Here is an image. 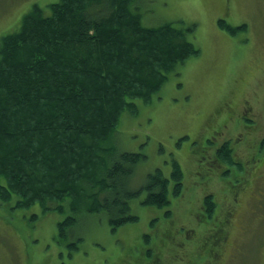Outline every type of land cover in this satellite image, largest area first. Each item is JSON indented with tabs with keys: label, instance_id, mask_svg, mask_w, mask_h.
Listing matches in <instances>:
<instances>
[{
	"label": "rangeland",
	"instance_id": "obj_1",
	"mask_svg": "<svg viewBox=\"0 0 264 264\" xmlns=\"http://www.w3.org/2000/svg\"><path fill=\"white\" fill-rule=\"evenodd\" d=\"M55 1L0 0V38L20 28L34 3L48 14ZM135 6L145 25L194 26L188 36L201 52L171 71L150 103L138 101L137 115L124 112L108 147L146 155L135 167L132 188L157 168L171 178L178 161L185 176L181 194L174 195L171 182L170 203L156 207L142 203L143 192L130 201L139 220L117 230L104 213H79L75 232L83 240L71 256L57 240L59 222L72 214L67 202L63 210L44 211L39 203L17 209L0 201V264H264V162L252 176L257 162L249 161L250 153H264V0H136ZM220 19L247 27L233 34ZM251 108L262 113L255 129ZM230 136L236 159L249 164L250 181L224 164L221 182L219 170L213 171L218 180L202 166L205 148ZM208 191L221 197L222 208L219 222L214 217L204 226L197 224L204 216L199 203ZM191 227L205 234L202 242L189 241ZM218 236H227L223 252Z\"/></svg>",
	"mask_w": 264,
	"mask_h": 264
},
{
	"label": "trees",
	"instance_id": "obj_2",
	"mask_svg": "<svg viewBox=\"0 0 264 264\" xmlns=\"http://www.w3.org/2000/svg\"><path fill=\"white\" fill-rule=\"evenodd\" d=\"M135 2L58 0L48 14L34 3L20 28L0 38V201L44 211L67 202L72 214L57 240L69 256L83 240L79 213H104L117 230L139 220L130 201L143 192V204L164 207L171 181L174 195L183 189L176 160L170 180L157 168L132 188L146 155L108 147L124 112L137 115L138 101L150 103L169 73L201 52L188 36L194 26L145 25ZM219 25L233 34L247 27Z\"/></svg>",
	"mask_w": 264,
	"mask_h": 264
},
{
	"label": "flooded vegetation",
	"instance_id": "obj_3",
	"mask_svg": "<svg viewBox=\"0 0 264 264\" xmlns=\"http://www.w3.org/2000/svg\"><path fill=\"white\" fill-rule=\"evenodd\" d=\"M251 110H252V114H253V118H252L253 125H252V127L254 128V126L260 120V118L262 116V113H261V111H258V109L254 110V108H251ZM235 139L236 138H234L233 136H230V137H227L216 148L213 147L212 145H208V147L205 148L206 153L204 154V157H203L204 163H202V166L206 170L207 174H209L210 176H213V177H216V175L213 174V171L214 170H219L220 171V173H219L220 178H222L223 180H219L218 177H216V178L219 181H221V182L225 181L224 179L227 178L226 176H223L224 174H226V173H223L224 172L223 171V165L224 164H227L230 167L236 168L240 173H245V176H246V179H244L245 181H250L251 180V177L248 178V176L246 175L248 167H249V164H243L242 165V162L240 160L236 159V157L234 156L235 155V149H234L233 141ZM225 149H229V151H231V154L233 155L234 161H230L227 158H225L224 155H222L223 154L222 150H225ZM258 157L259 158H256L251 153L249 154V158H250L249 161H256L257 162L255 164L254 169L252 170V176L257 174L255 172V169L258 168V164L264 162V153H261ZM259 169H260V167H259ZM231 170L232 169L230 168V171ZM183 174H184V172H183ZM184 178H185V176H184ZM169 180H170V178H169ZM171 182H170V184H171ZM183 183H184V180H183ZM239 183H241V182H239ZM198 185H199V183L197 184V186ZM233 185H234V183H233ZM169 188H170V186H169ZM183 188H184V185H183ZM172 191H173V188H172ZM173 193H174V191H173ZM223 194L225 195V197H228L230 195V193L227 192L226 190H225V192ZM220 199H221V197L218 199L215 196V193L212 192V191H208L207 193L203 194V196L200 197L201 201L199 203V208H200V210L203 209L204 216H202V218L199 217L197 224H199V225L202 224L204 226H209L211 224L210 222L212 221V218H214V217H216L218 222H219V208H222V205L219 202ZM209 202L212 203L213 207H211ZM218 222H217V224L219 225ZM221 222H223V221H221ZM219 227H221V226L219 225ZM191 229L193 231H195L194 227H191ZM187 233H188V231H187ZM204 235L203 236H199V235L196 234V231H195L194 234L192 235L193 238L191 240L189 239V241L192 242V241H196V240H201V242H202L204 240ZM226 237L227 236H218L217 237V241L222 247V252L224 251L223 250V245L225 243H227V241H228L226 239ZM205 241L208 242V239H205ZM221 241H224V242L220 243ZM213 243H214V241H213ZM216 247H219V246L216 245ZM218 264H220V263H218Z\"/></svg>",
	"mask_w": 264,
	"mask_h": 264
}]
</instances>
